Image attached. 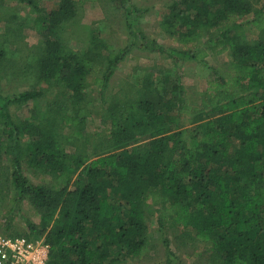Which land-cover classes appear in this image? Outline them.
Here are the masks:
<instances>
[{"label":"trees","instance_id":"16d2710c","mask_svg":"<svg viewBox=\"0 0 264 264\" xmlns=\"http://www.w3.org/2000/svg\"><path fill=\"white\" fill-rule=\"evenodd\" d=\"M18 1L28 7L31 28L47 37L33 67L47 87L0 95V201L8 190L11 210L27 201L40 216L38 226L27 223L28 234L7 237H42L46 264H118L148 252L152 216L161 234L179 228L206 244L212 263L264 264V36L246 40L247 30L264 33V2L172 0L160 28L181 47L151 50L168 55L173 69L145 70L134 79L128 100L111 104L109 139L95 144L91 157L70 154L64 144L84 135L90 78L103 97L131 48L110 53L96 76L102 60L97 42L79 52L56 36L95 0H59L50 12ZM0 42L1 70L3 59L11 58L10 36L1 34ZM224 55L230 60L223 74L207 83L201 106L193 107L180 63L206 67L208 58ZM53 88L61 98L48 116L12 120L10 108L38 107ZM60 111L72 115L56 118ZM58 121L75 133L57 136ZM139 142L143 154L134 147ZM4 158L8 167L1 165ZM24 164L51 177V184H32ZM163 244L167 264H174L165 236Z\"/></svg>","mask_w":264,"mask_h":264},{"label":"rangeland","instance_id":"374dc122","mask_svg":"<svg viewBox=\"0 0 264 264\" xmlns=\"http://www.w3.org/2000/svg\"><path fill=\"white\" fill-rule=\"evenodd\" d=\"M31 1L46 12L57 9L59 2V0ZM250 1L255 7H259L264 2V0ZM171 2L172 0H95L81 7L75 18L56 30V36L63 44L79 52L92 49L97 42L98 51L102 57L96 73L99 77L105 69L104 59L110 53H117L125 47L131 48L128 56L114 70L103 97L93 86L94 76L90 78V87L87 89L90 104L87 107L88 114L83 127L84 135L79 140L71 139V143L64 144L68 153L81 152L94 157V152H96L93 150L94 145L99 141L109 139L108 111L119 101L128 100L134 79L141 76L145 70L166 72L173 69V62L168 55L151 50L155 45L168 49L181 47L160 28L162 15L167 13ZM31 18L26 4L18 0H0V35L10 36L9 56H11L9 59L7 57L3 59L0 70V95L3 97L47 87L38 79V74L33 68L47 37L38 35L31 28ZM262 36L264 33L252 35L247 30L246 40L257 42ZM229 60L225 55L210 57L206 60V67L192 61L180 63L179 69L186 87V96L193 107L201 106V101L206 94L207 83L215 79L217 75L223 74ZM60 96L59 89L53 88L41 99L38 107L29 103L10 108L12 120L16 123H23L27 119L32 122L33 118L41 114L48 116L49 110L54 108L50 105L60 99ZM64 112L72 115L71 111ZM64 112L60 111L53 115L57 118ZM2 128L0 123V129ZM53 128L57 136L69 137L75 133L74 128L65 126L61 121L55 122ZM97 134L100 136L96 137ZM24 137L26 139L22 141L28 139L25 134ZM142 146V142L134 145L141 154L145 152ZM103 149L101 147L98 152ZM9 164L10 161L7 158L2 160V166L8 167ZM23 167L25 175L32 184H51V177L30 169L26 164ZM2 195L0 236L28 234V222L37 226L40 224L39 214L27 201L11 210L13 205L11 193L6 190ZM148 224L150 230L148 252L141 260H126L118 264H167L166 249L163 244L164 236L168 239L176 258L174 264H217L211 262V254L206 244L194 240L188 232L169 227L165 234H161L152 216L148 218ZM42 240L41 237L34 241Z\"/></svg>","mask_w":264,"mask_h":264},{"label":"built area","instance_id":"2783aa9c","mask_svg":"<svg viewBox=\"0 0 264 264\" xmlns=\"http://www.w3.org/2000/svg\"><path fill=\"white\" fill-rule=\"evenodd\" d=\"M49 247L42 241L0 236V264H46Z\"/></svg>","mask_w":264,"mask_h":264}]
</instances>
